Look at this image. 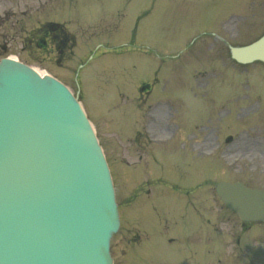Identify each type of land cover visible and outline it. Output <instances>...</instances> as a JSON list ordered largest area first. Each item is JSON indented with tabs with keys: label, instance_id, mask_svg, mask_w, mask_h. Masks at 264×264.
Segmentation results:
<instances>
[{
	"label": "rangeland",
	"instance_id": "rangeland-1",
	"mask_svg": "<svg viewBox=\"0 0 264 264\" xmlns=\"http://www.w3.org/2000/svg\"><path fill=\"white\" fill-rule=\"evenodd\" d=\"M125 1L0 0V59L11 56L45 71L77 95L108 163L121 212L122 232L110 248L114 264L175 262L192 254L200 264H264V224H250L241 235V224L214 193L220 181L264 189V81L256 75L264 69L229 66L224 48L263 33L264 0H158L143 15L146 6L130 0L117 18L113 11ZM46 21L63 22L77 37L70 56L37 50L30 33ZM201 33L219 38L208 54L180 53ZM178 53L182 60L172 63L170 55ZM154 82L142 95L140 85ZM157 99L168 103L155 104ZM163 179L171 188L160 185ZM179 186L195 195L193 207ZM141 189L155 190L146 202L148 213L138 205L145 203ZM133 192L140 194L135 203ZM194 210L209 216L205 234L197 229ZM162 214H170L166 222ZM189 232L188 240L173 236Z\"/></svg>",
	"mask_w": 264,
	"mask_h": 264
},
{
	"label": "water",
	"instance_id": "water-1",
	"mask_svg": "<svg viewBox=\"0 0 264 264\" xmlns=\"http://www.w3.org/2000/svg\"><path fill=\"white\" fill-rule=\"evenodd\" d=\"M264 64V35L232 48ZM243 221H264V194L219 183ZM258 212V213H253ZM109 173L76 100L51 78L0 63V264H111L118 229Z\"/></svg>",
	"mask_w": 264,
	"mask_h": 264
}]
</instances>
